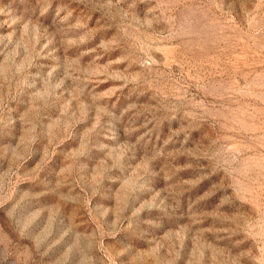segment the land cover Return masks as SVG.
Masks as SVG:
<instances>
[{"label":"rangeland","instance_id":"rangeland-1","mask_svg":"<svg viewBox=\"0 0 264 264\" xmlns=\"http://www.w3.org/2000/svg\"><path fill=\"white\" fill-rule=\"evenodd\" d=\"M0 264H264V0H0Z\"/></svg>","mask_w":264,"mask_h":264}]
</instances>
